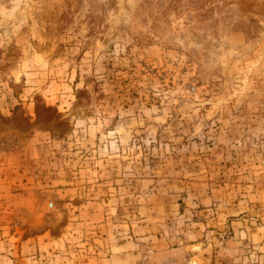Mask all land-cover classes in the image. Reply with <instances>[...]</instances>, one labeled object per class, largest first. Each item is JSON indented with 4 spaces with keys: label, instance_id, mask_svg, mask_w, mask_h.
Segmentation results:
<instances>
[{
    "label": "rangeland",
    "instance_id": "obj_1",
    "mask_svg": "<svg viewBox=\"0 0 264 264\" xmlns=\"http://www.w3.org/2000/svg\"><path fill=\"white\" fill-rule=\"evenodd\" d=\"M0 264H264V0H0Z\"/></svg>",
    "mask_w": 264,
    "mask_h": 264
}]
</instances>
